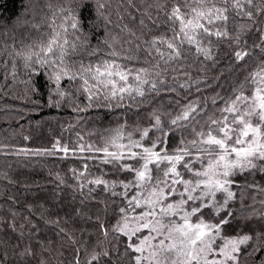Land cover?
Instances as JSON below:
<instances>
[{"label":"snow or ice","instance_id":"6c2138e0","mask_svg":"<svg viewBox=\"0 0 264 264\" xmlns=\"http://www.w3.org/2000/svg\"><path fill=\"white\" fill-rule=\"evenodd\" d=\"M129 4L134 7L132 0ZM148 6L163 14L166 31L137 46L138 52L152 57L147 67L123 64L122 60L133 57L117 51L107 40L102 42L106 46L103 57L99 46L89 50L90 56L97 57L95 62L85 64L75 59L88 47L87 19L110 23L104 0H76L75 7L53 12L47 41L39 44L38 51L32 45L15 55L31 73L47 74L54 85L52 93L60 97L57 104L69 95L61 81H69L89 102L83 108L76 105L73 110L78 113L93 107H138L146 97L175 91L168 85L165 74L169 69L162 68V63L182 74L183 65L178 62L189 55L212 60L210 45L220 40L239 46L242 36L252 31L249 25L264 17V0H153ZM0 7L5 4L0 3ZM59 13L64 15L57 25ZM144 15L152 19L150 13ZM236 18L248 23L230 30L229 24ZM153 23L160 26L158 19ZM140 24L147 27L143 19ZM256 30L260 32L259 43L253 47L259 49L261 58L227 95L217 92L212 97L177 100L178 110L167 112V119L162 118L164 113L152 111L146 126L137 124L128 130L126 122L120 124L101 136V145L70 148L57 141L52 150L30 153L63 152L62 158L70 152L82 154L79 158L85 163L81 169H71L73 177L81 190L94 185L119 199L121 206L111 232L124 246L128 264H241L242 260L248 264L246 257L251 258V264H264V231L223 235L225 226L237 218L232 210L237 201L241 211L253 207L245 205L243 193L247 189L264 193V183L248 181L249 176L259 174L264 182V29ZM252 55L248 50L234 49L237 63ZM201 84L208 86L207 81H198L194 85L180 83L179 87L189 96L193 88L199 93ZM177 132L179 143L170 149L169 141ZM89 161L100 175L90 171ZM109 173L128 175L109 181L104 178ZM94 190L88 188L89 193ZM99 229L108 239V225L100 224ZM69 239L75 243L74 237ZM79 255L77 248L75 264H81ZM101 256L110 257L111 252H93L87 264H99Z\"/></svg>","mask_w":264,"mask_h":264},{"label":"trees","instance_id":"16d2710c","mask_svg":"<svg viewBox=\"0 0 264 264\" xmlns=\"http://www.w3.org/2000/svg\"><path fill=\"white\" fill-rule=\"evenodd\" d=\"M104 2L108 5L105 15L110 23L101 18L95 23L87 19L88 47L81 49L75 59L83 60L85 64L95 62L97 57L90 56L89 50L99 46L103 57L106 46L102 42L107 40L117 51L133 57L131 61L122 60L123 64L147 67L152 57L144 51L138 52L137 46L166 31L163 14L157 13L154 6H148L153 0H132L134 7L130 6L129 0ZM0 3L5 4L0 7V261L3 264H75L79 248L81 264H87L93 252L103 251H110L111 256H101L99 264H105V261L107 264H128L124 246L111 232L121 206L119 199L94 185L81 190L73 177L71 169H81L85 163L79 158L82 154L70 152L62 158L63 152L41 156L30 153L38 149L52 150L57 141L70 148L79 144L101 145V136L108 135L120 124L126 122L128 130L137 124L146 126L152 111L164 113L162 118L167 119V112L178 110L177 100L212 97L217 92L227 95L261 58L259 49L253 45L259 43L260 32L256 29H264V17H257L258 23L249 25L252 31L242 36L239 46L229 40H220L210 45L212 60L189 55L178 62L183 65L182 74L177 75L169 65L162 63V68L169 69L165 75L168 85L175 91L146 97L138 107L112 110L93 107L78 113L74 107L83 108L89 102L69 81H61L62 89L69 95L57 104L60 97L52 93L54 85L47 74L31 73L25 68L23 59L15 55L16 51L27 50L32 45H36L33 50L38 51L39 44L46 42L51 33L48 24L53 12L75 7L76 0H0ZM146 12L152 19L144 15ZM63 15L59 13L55 17L57 25L62 23ZM141 19L147 27L141 26ZM157 19L159 27L153 23ZM240 23L248 22L236 18L230 22L229 29L239 27ZM234 49H245L253 55L246 57V62L237 63ZM173 76H176L175 80ZM198 81L208 83L207 87L201 84L199 93L193 88L190 95L185 96V89L179 87L180 83L194 85ZM179 138L177 132L169 141L170 149L177 146ZM21 149L25 151L21 152ZM89 166L94 175H100L91 161ZM127 175L109 173L104 178L119 181ZM237 179L243 181V177ZM248 181L264 183L259 174L249 176ZM88 188L95 190L89 193ZM243 195L245 205L253 207L241 211L237 201L232 209L237 218L225 226L223 235H254L264 231V216L260 215L264 213V204L260 203L264 193L247 189ZM114 199L115 204L112 203ZM100 224L108 225V239L99 229ZM69 237H74L75 243ZM246 259L251 264V258ZM241 264H244L243 260Z\"/></svg>","mask_w":264,"mask_h":264}]
</instances>
